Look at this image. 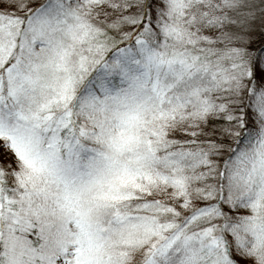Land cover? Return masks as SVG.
<instances>
[{
    "label": "snow or ice",
    "instance_id": "6c2138e0",
    "mask_svg": "<svg viewBox=\"0 0 264 264\" xmlns=\"http://www.w3.org/2000/svg\"><path fill=\"white\" fill-rule=\"evenodd\" d=\"M0 264H264V0H0Z\"/></svg>",
    "mask_w": 264,
    "mask_h": 264
}]
</instances>
